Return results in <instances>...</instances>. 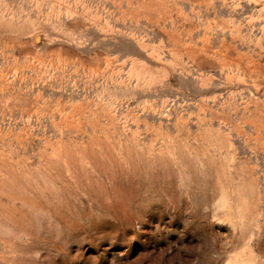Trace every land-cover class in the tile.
I'll list each match as a JSON object with an SVG mask.
<instances>
[{"label":"rangeland","instance_id":"374dc122","mask_svg":"<svg viewBox=\"0 0 264 264\" xmlns=\"http://www.w3.org/2000/svg\"><path fill=\"white\" fill-rule=\"evenodd\" d=\"M0 264H264V0H0Z\"/></svg>","mask_w":264,"mask_h":264}]
</instances>
